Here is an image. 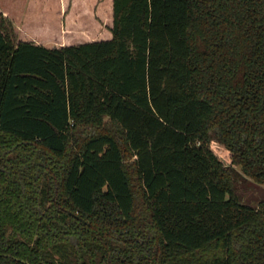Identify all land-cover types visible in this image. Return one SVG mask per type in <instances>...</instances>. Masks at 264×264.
<instances>
[{
    "label": "trees",
    "instance_id": "1",
    "mask_svg": "<svg viewBox=\"0 0 264 264\" xmlns=\"http://www.w3.org/2000/svg\"><path fill=\"white\" fill-rule=\"evenodd\" d=\"M25 2L0 5V264H264L238 193L264 187V0H113L110 38L61 48L19 39Z\"/></svg>",
    "mask_w": 264,
    "mask_h": 264
},
{
    "label": "crops",
    "instance_id": "2",
    "mask_svg": "<svg viewBox=\"0 0 264 264\" xmlns=\"http://www.w3.org/2000/svg\"><path fill=\"white\" fill-rule=\"evenodd\" d=\"M1 4L10 7L12 0ZM24 6L21 41L61 48L111 37L113 0H26Z\"/></svg>",
    "mask_w": 264,
    "mask_h": 264
},
{
    "label": "rangeland",
    "instance_id": "3",
    "mask_svg": "<svg viewBox=\"0 0 264 264\" xmlns=\"http://www.w3.org/2000/svg\"><path fill=\"white\" fill-rule=\"evenodd\" d=\"M238 193L242 196L245 202L256 203L264 200V187L251 181L248 182L247 185L240 187Z\"/></svg>",
    "mask_w": 264,
    "mask_h": 264
},
{
    "label": "water",
    "instance_id": "4",
    "mask_svg": "<svg viewBox=\"0 0 264 264\" xmlns=\"http://www.w3.org/2000/svg\"><path fill=\"white\" fill-rule=\"evenodd\" d=\"M78 217V216H77ZM79 218V217H78Z\"/></svg>",
    "mask_w": 264,
    "mask_h": 264
}]
</instances>
